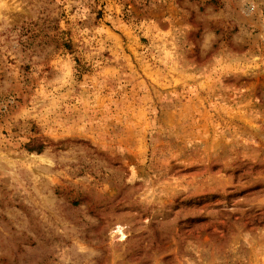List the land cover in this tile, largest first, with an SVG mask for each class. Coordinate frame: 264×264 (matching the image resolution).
<instances>
[{
	"label": "rangeland",
	"instance_id": "374dc122",
	"mask_svg": "<svg viewBox=\"0 0 264 264\" xmlns=\"http://www.w3.org/2000/svg\"><path fill=\"white\" fill-rule=\"evenodd\" d=\"M0 264H264V0H0Z\"/></svg>",
	"mask_w": 264,
	"mask_h": 264
},
{
	"label": "trees",
	"instance_id": "16d2710c",
	"mask_svg": "<svg viewBox=\"0 0 264 264\" xmlns=\"http://www.w3.org/2000/svg\"><path fill=\"white\" fill-rule=\"evenodd\" d=\"M30 150H33L32 148H30ZM39 152H41L42 151V148H39V149H37Z\"/></svg>",
	"mask_w": 264,
	"mask_h": 264
}]
</instances>
